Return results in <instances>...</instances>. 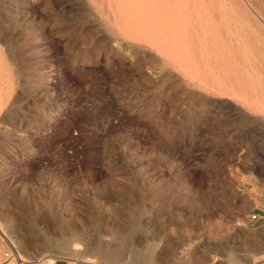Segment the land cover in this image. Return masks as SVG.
Instances as JSON below:
<instances>
[{
    "label": "rangeland",
    "instance_id": "rangeland-1",
    "mask_svg": "<svg viewBox=\"0 0 264 264\" xmlns=\"http://www.w3.org/2000/svg\"><path fill=\"white\" fill-rule=\"evenodd\" d=\"M124 1L0 0V264L11 249L26 264H118L83 247L45 250L56 221L97 216L153 228V264H209L264 193V111L205 88L200 26L186 69L184 38L175 50L152 33L151 7ZM172 1L180 12L190 0ZM218 1L235 37L257 45L264 75V0ZM127 208L133 217L107 216ZM119 264L139 263L128 251Z\"/></svg>",
    "mask_w": 264,
    "mask_h": 264
},
{
    "label": "bare ground",
    "instance_id": "bare-ground-1",
    "mask_svg": "<svg viewBox=\"0 0 264 264\" xmlns=\"http://www.w3.org/2000/svg\"><path fill=\"white\" fill-rule=\"evenodd\" d=\"M126 1H129V0H125L124 2H126ZM136 1H135V3H137ZM150 1L149 0H139L140 6H141V7L139 6V9L142 8L141 12H145L146 11L145 9L147 7L149 10L152 9V12L150 11L151 14L150 15L148 14L149 18L151 17V25H152L151 28L153 31L152 33L153 34L155 33V35H158L161 38V40L162 39L167 40L168 38H171L170 39V41H171L173 39L174 42H173L172 47H174L175 50H177V51H179V39H180V37L184 38V39H182V41L185 40V42H187V44L185 45V47H186L185 51H187V56H186L185 60H183V63H182L183 65L187 66L186 69L189 68L188 67L189 64L191 66H193V68L195 65L197 66V64H196V62H197L196 61V57H197L196 52H198L197 51V49H198L197 48V39H198V33H199V26L202 29L203 46H202V51H201V54H202L201 57L203 60L202 66H203L204 70L201 71V74L199 75L200 76L199 80L206 85V86L205 85L204 86L207 90L218 89V90H221L222 93L226 94V95L228 94V92H230L233 95V97H235L237 99V100L235 99V101L239 102L244 107V109H245V107H247L248 109H250L251 111H253L256 114L258 112H260V109H262L261 111H264V75H263L261 69H259V63L257 62V60H258L257 56L258 55H256V53H255V50H257V49H254V45L256 47H257V45L256 44L253 45L251 43L252 41L250 40L252 38L248 39L245 36V34H244L245 38H240V37L236 38L235 37L234 34H235L236 29H233L231 27L230 22H228V21L224 22V19H223L224 17L220 14L221 9H226L225 5L222 6L220 1L217 2V0H211L210 4H208V5L205 3L206 2L205 0H190L191 1V3L189 1L190 4L188 3V1L185 4H183L181 9H183V7H184V9L186 10V13L181 14V9H179V8L178 9L180 10V12L178 10H176V8H174L172 10L169 9V0H167V1L166 0H150ZM173 1H172V3L175 2V1L174 2ZM176 1H178V0H176ZM131 2H132V0H131ZM122 3H123V1L119 4H122ZM198 3L201 4L200 7H199ZM230 3H232V2H230ZM113 4L115 5V3H113ZM127 4L128 3H126V5H125L126 8H127ZM133 4H131V5L134 6L135 4L134 5ZM175 4H176V2H175ZM181 4H182V2L180 3V5ZM114 5H112V6H114ZM121 6L123 7L124 5H121ZM137 6H138V4H137ZM137 6H135V7H137ZM176 6H179V5H176ZM117 7H119V6H117ZM135 7H134V10L136 9ZM150 7H151V9H150ZM179 7H181V6H179ZM126 8H125V10L127 11L128 8L127 9ZM128 10L130 11V9H128ZM114 11H116V10H114ZM139 11H137V12H139ZM131 12H132V10H131ZM124 14H125V12L123 13V15ZM134 14H137V13H134ZM201 14H203V16ZM119 15H121V14H119ZM129 15H130V13H129ZM164 16L169 17L170 21L168 22L167 19L165 20ZM196 17H199V18L196 19ZM246 17H248V16H246ZM118 18H120V17H118ZM135 18H137V16ZM125 19L126 18H124V20ZM130 19H129V21H130ZM118 20L121 21V19H118ZM247 20H249V19L247 18ZM139 24H141V23H139ZM142 24H143V22H142ZM263 24H264V22H263ZM125 25H127V24H125ZM134 25H135V23H134ZM136 25H138V24H136ZM129 26H130V22H129ZM261 26L264 27V25H261ZM125 28H126V26H125ZM127 28H129V27H127ZM135 29H136V27H135ZM146 29H148V28L146 27ZM137 30L139 32V29H137ZM133 31H134V28H133ZM121 32L124 33L123 31H120L118 33H121ZM244 33H246V32L244 31ZM262 34L264 36V30H262ZM168 35H172V37L168 36ZM126 36H128V35H126ZM129 37H131V36H129ZM260 37H262V36H260ZM132 39L133 38H131V41H132ZM257 39H258V37H257ZM236 42H237V44H236ZM149 43H150V41H149ZM182 43H184V42H182ZM254 43H256V42H254ZM148 44H146V45H148ZM127 46H129V45H127ZM165 46H167V45H165ZM149 47H151V46H149ZM185 47H184V49H185ZM259 47H258V49H259ZM162 48H164V47H162ZM160 49H161V47H160ZM165 50L168 51V49H166V48H165ZM158 51L160 52V50H158ZM169 54H170V51H169L168 55ZM259 54H260V50H259ZM261 55H263V54H261ZM263 56H262V60H263ZM179 57H181V56H179ZM168 58H170V57H168ZM173 60H175L174 62H172L174 64H176V63L179 64V62L181 63V61H182L181 59L179 61V58L177 56ZM200 60H201V58H200ZM263 64H264V62H263ZM171 65H173V64H170L169 66H171ZM170 68H172V67H170ZM178 68H175V66H174V70L175 69L178 70ZM193 68H190V69H193ZM190 69L187 70L188 73H189ZM193 71L197 72L198 70L193 69ZM182 72H184V71H182ZM198 72L200 73V71H198ZM195 77H197V76L195 75ZM199 85H200V83H199ZM202 88H203V86H202ZM206 89L204 90V93H205ZM210 93H211V91H210ZM218 97H220V96H218ZM237 106L238 105H236V107ZM18 202L21 205L24 204L23 203L24 201L20 200ZM118 214H121L122 218H123V216L131 218L134 216V211L131 208L123 209L122 211L121 210L120 211H118V210L107 211V216L109 218L115 217ZM105 235L110 236V238L112 239V244L108 247L103 246V243L101 242V238ZM153 238H155L153 235V228L150 229L149 226H145V225L133 226L130 223H124V224L121 223L118 226H116V225L110 226L107 223V221L100 220V219H98V216H97L94 219H92L89 226H86V224H84V223L81 224L80 226H78L76 224H66L62 221H56V223L54 225L53 234L51 236L47 237L45 240V250L48 252L50 250L57 248L60 251H68L69 249H72V248H75L77 250V249H80L83 247L84 250H83L82 255H81L83 257L91 256V257H102V258L108 259V260L113 259V260L117 261L118 264L122 261L123 255H125V253L129 251V252H131V255H133V257L138 261L139 264H149V263L153 264L152 262H150V261L155 259V249L156 248H155V245L153 243ZM25 248H26V245H25ZM10 264H26V262L22 256H19L16 254L14 256V259L12 260V262ZM38 264H50V263H41V261H40Z\"/></svg>",
    "mask_w": 264,
    "mask_h": 264
},
{
    "label": "crops",
    "instance_id": "crops-1",
    "mask_svg": "<svg viewBox=\"0 0 264 264\" xmlns=\"http://www.w3.org/2000/svg\"><path fill=\"white\" fill-rule=\"evenodd\" d=\"M256 214V222L239 225L241 230L233 238L234 245L227 239L225 247L211 248L209 264H264V193L259 197L251 215ZM235 241V242H234ZM53 264H97L72 262L58 259Z\"/></svg>",
    "mask_w": 264,
    "mask_h": 264
},
{
    "label": "built area",
    "instance_id": "built-area-1",
    "mask_svg": "<svg viewBox=\"0 0 264 264\" xmlns=\"http://www.w3.org/2000/svg\"><path fill=\"white\" fill-rule=\"evenodd\" d=\"M258 220V216L256 214L252 215L250 217V221L251 222H256ZM14 258V252L13 250L11 249V251H9L8 253L5 254V260H4V263L10 261L11 259Z\"/></svg>",
    "mask_w": 264,
    "mask_h": 264
}]
</instances>
